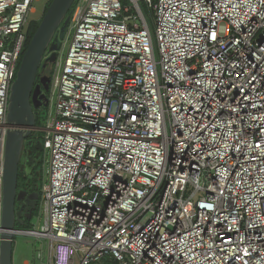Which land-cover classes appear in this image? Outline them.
Listing matches in <instances>:
<instances>
[{
  "label": "built area",
  "instance_id": "obj_1",
  "mask_svg": "<svg viewBox=\"0 0 264 264\" xmlns=\"http://www.w3.org/2000/svg\"><path fill=\"white\" fill-rule=\"evenodd\" d=\"M34 3L0 0V234ZM67 33L35 129L50 264H264V0H78Z\"/></svg>",
  "mask_w": 264,
  "mask_h": 264
},
{
  "label": "water",
  "instance_id": "obj_2",
  "mask_svg": "<svg viewBox=\"0 0 264 264\" xmlns=\"http://www.w3.org/2000/svg\"><path fill=\"white\" fill-rule=\"evenodd\" d=\"M76 0H52L47 12L33 35L31 42L21 60L16 78L12 84L9 110L7 115L8 123L13 125L6 132V145L3 165L2 183V220L0 234V264H13L14 236L17 234H33L31 230H19L17 223L24 224L22 219V209L16 211V201L21 200L25 191L18 193L19 171L24 169L25 157H21L24 142L30 136L36 125L34 109L49 105V97L40 94V85L34 84L39 68L44 58V54L50 43L55 38H63L72 17V8ZM58 43L53 42L49 48L53 51L52 61L56 60ZM51 78L43 76L41 82L48 89ZM15 125L23 126L16 128ZM31 144V142H30ZM40 142L38 145L40 146ZM22 158V160H21ZM20 161L22 164H20ZM38 194H31L27 200L26 217H32V211L36 210ZM31 208V210H30Z\"/></svg>",
  "mask_w": 264,
  "mask_h": 264
},
{
  "label": "flooded vegetation",
  "instance_id": "obj_3",
  "mask_svg": "<svg viewBox=\"0 0 264 264\" xmlns=\"http://www.w3.org/2000/svg\"><path fill=\"white\" fill-rule=\"evenodd\" d=\"M63 40L64 39L60 38V35H59V38L57 40H55L54 38L52 42L50 43V46L53 42H56L59 45V48L56 54V61L59 60L60 54L63 51V46H61ZM50 46L48 47V49L46 50L44 54V58L39 68L38 75H37V78L34 84V88L37 84H39L40 90H41L40 94H46L48 97H49V94L52 93V69L54 65V61L49 59L53 53V51L49 50ZM43 76H48L51 78L50 83L48 84V87H49L48 89L46 88L45 84L41 82V78ZM42 103L43 104L40 108L34 109L36 118H37L36 111L40 110L41 108L46 107L45 106L46 101L43 100ZM49 104H50V99H49ZM15 127L23 128V126H20V125H15ZM35 129H36V125H35V128L32 130L30 136L27 137L24 142L21 157L22 158L23 156L25 157V161H24L25 166L23 170L19 171V178H18V188H17L18 193L20 191H25L27 193L23 195V198L21 200L16 201V211L18 212L20 209H22V219L24 221V224L26 222V215L28 214V212L26 211L27 210L26 208L28 207L27 206L28 197L31 194L37 193L38 194L37 207H38L39 201L42 196L41 190L43 189V188L41 189V183L43 180L44 166H45V145H44L43 140L37 137V134H36L37 132ZM39 142L41 143L40 146L38 145ZM20 164H22L21 161H20ZM31 211H32V214L35 212L34 210H31Z\"/></svg>",
  "mask_w": 264,
  "mask_h": 264
},
{
  "label": "rangeland",
  "instance_id": "obj_4",
  "mask_svg": "<svg viewBox=\"0 0 264 264\" xmlns=\"http://www.w3.org/2000/svg\"><path fill=\"white\" fill-rule=\"evenodd\" d=\"M48 1L49 0H35L34 6L30 13L24 32L27 31V28L32 21H37L42 18L45 5ZM128 1L131 3V0ZM70 41H71V35L68 36L67 33L66 37L62 42L63 51L60 54L61 57L60 59H63L65 53L67 52ZM49 99H50V104L48 107H44L36 111V116L40 118L41 122H43V119H46L49 116L50 112L54 109L55 95L50 93ZM37 136L42 137V133H37ZM49 159H50V151L49 148L45 146V166H44L43 180L41 183V189L48 182ZM34 211L35 212L31 220L30 227L32 230H37L40 229L41 226L45 223V215L42 212V208H41V199L39 201L38 207ZM50 263L51 261H50L48 239L33 234H17L15 249H14L13 264H50Z\"/></svg>",
  "mask_w": 264,
  "mask_h": 264
},
{
  "label": "trees",
  "instance_id": "obj_5",
  "mask_svg": "<svg viewBox=\"0 0 264 264\" xmlns=\"http://www.w3.org/2000/svg\"><path fill=\"white\" fill-rule=\"evenodd\" d=\"M77 1H78V0H76L75 4L77 3ZM51 2H52V0H49V1L46 3L42 18L44 17L45 13L47 12V10H48V8H49ZM75 4H74V5H75ZM143 7H144V10H145L146 15H147V17H148V23H149L151 26H153V23H154V12H153V9H150V10H149V9H147V7L144 6V5H143ZM73 9H74V6H73V8H72V12H73ZM42 18H41L40 20H37V21H32V22L29 24L28 28H27L25 44H24L23 51H22V53H21V55H20L18 68H19L20 63H21V60H22V58H23V56H24V54H25V52H26V50H27V48H28V46H29V44H30V42H31V39H32L33 35H34L35 32L37 31V29H38V27H39V25H40V23H41ZM67 31H68V30H67ZM67 31L65 32L63 39L66 37ZM61 46H62V45H61ZM60 48H61V47H60ZM57 62H58V61H56V60L54 61V65H53V69H52V75H53V73L55 72V67H56V63H57ZM36 119H37V120H36V127H41L42 124H43V122H41V120H40L39 117H37ZM44 120H45V119H43V121H44ZM33 216H34V213L32 214V217H31V218L26 217V222H25V224H23L24 226L21 225L20 223H17L16 228L19 229V230H32L30 226H31V220H32ZM16 237H17V235L14 236L13 254H14V249H15Z\"/></svg>",
  "mask_w": 264,
  "mask_h": 264
}]
</instances>
